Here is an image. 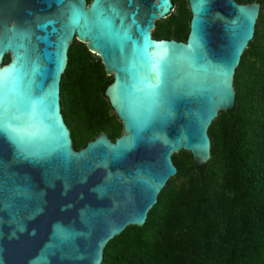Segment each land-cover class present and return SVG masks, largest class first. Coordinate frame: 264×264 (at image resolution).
I'll list each match as a JSON object with an SVG mask.
<instances>
[{
    "label": "water",
    "instance_id": "95a60500",
    "mask_svg": "<svg viewBox=\"0 0 264 264\" xmlns=\"http://www.w3.org/2000/svg\"><path fill=\"white\" fill-rule=\"evenodd\" d=\"M188 3L180 41L152 36L172 0H0V264H101L110 239L150 218L175 153L208 162V128L235 107L261 4ZM74 38L113 76L105 96L122 125L79 149L60 107Z\"/></svg>",
    "mask_w": 264,
    "mask_h": 264
},
{
    "label": "trees",
    "instance_id": "16d2710c",
    "mask_svg": "<svg viewBox=\"0 0 264 264\" xmlns=\"http://www.w3.org/2000/svg\"><path fill=\"white\" fill-rule=\"evenodd\" d=\"M155 21L152 36L186 41L188 0ZM255 37L236 69L235 107L208 128L211 157L197 165L186 151L143 226L107 243L101 264H264V0ZM90 2V0H87ZM9 62L6 55L3 63ZM113 81L101 58L75 38L60 80V107L75 149L99 133L121 135L106 89Z\"/></svg>",
    "mask_w": 264,
    "mask_h": 264
},
{
    "label": "snow or ice",
    "instance_id": "6c2138e0",
    "mask_svg": "<svg viewBox=\"0 0 264 264\" xmlns=\"http://www.w3.org/2000/svg\"><path fill=\"white\" fill-rule=\"evenodd\" d=\"M78 19H79V13H75L73 16V22L74 23L78 22ZM94 46H96L95 43H94ZM12 71L18 74L19 69H17L16 66H13ZM4 118H5V110H4L2 96H0V127L3 126ZM11 134L13 135L14 139L18 140V142L22 141L23 139L22 136L19 133H17L15 130H13Z\"/></svg>",
    "mask_w": 264,
    "mask_h": 264
}]
</instances>
